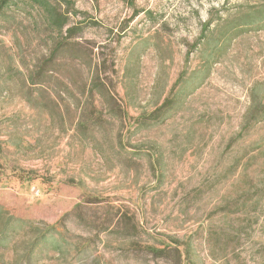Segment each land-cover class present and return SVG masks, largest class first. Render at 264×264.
I'll return each instance as SVG.
<instances>
[{
  "label": "rangeland",
  "instance_id": "rangeland-1",
  "mask_svg": "<svg viewBox=\"0 0 264 264\" xmlns=\"http://www.w3.org/2000/svg\"><path fill=\"white\" fill-rule=\"evenodd\" d=\"M259 11L0 0V264H264Z\"/></svg>",
  "mask_w": 264,
  "mask_h": 264
},
{
  "label": "trees",
  "instance_id": "trees-1",
  "mask_svg": "<svg viewBox=\"0 0 264 264\" xmlns=\"http://www.w3.org/2000/svg\"><path fill=\"white\" fill-rule=\"evenodd\" d=\"M31 1L37 2V3L40 2V0H31ZM261 12L262 11H259L257 14L255 13L254 19L255 18L257 19ZM263 19H264V16H261V14H260L259 20H263ZM244 20L246 22L245 25H247L253 19H251L250 15H248L247 18H245ZM0 209H1V207H0ZM0 218H1V210H0ZM8 222H13V224H20L21 225V224H23L24 221L18 217L11 215L10 220ZM37 235H38V232H37ZM1 240H3V238ZM37 241H38L37 245L40 247L41 251L43 250L44 253H48V252L56 253V252H62V250H63V247H62L60 240L58 238H55L50 233L40 234L39 236H37Z\"/></svg>",
  "mask_w": 264,
  "mask_h": 264
}]
</instances>
